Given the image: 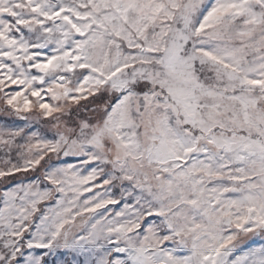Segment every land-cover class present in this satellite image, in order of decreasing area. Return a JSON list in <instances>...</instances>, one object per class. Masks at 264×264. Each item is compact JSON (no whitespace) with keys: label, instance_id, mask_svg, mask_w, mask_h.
<instances>
[{"label":"snow or ice","instance_id":"6c2138e0","mask_svg":"<svg viewBox=\"0 0 264 264\" xmlns=\"http://www.w3.org/2000/svg\"><path fill=\"white\" fill-rule=\"evenodd\" d=\"M0 114V264H264V0H0Z\"/></svg>","mask_w":264,"mask_h":264},{"label":"rangeland","instance_id":"374dc122","mask_svg":"<svg viewBox=\"0 0 264 264\" xmlns=\"http://www.w3.org/2000/svg\"><path fill=\"white\" fill-rule=\"evenodd\" d=\"M13 87H15V86H13ZM3 122H7L10 125H12L14 123L15 125H21V126L24 123L23 121H20V120H18L15 117H7V116H5L3 114H0V123H3ZM0 191H3V186L2 185H0ZM85 195H89V194L85 193ZM259 243H261V241H259V239L257 238L256 239V244L254 246H258ZM60 258L63 259L64 258V254H61ZM80 259H82V258H80Z\"/></svg>","mask_w":264,"mask_h":264}]
</instances>
